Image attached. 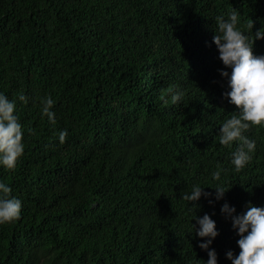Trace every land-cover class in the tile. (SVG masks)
<instances>
[{
	"label": "trees",
	"instance_id": "obj_1",
	"mask_svg": "<svg viewBox=\"0 0 264 264\" xmlns=\"http://www.w3.org/2000/svg\"><path fill=\"white\" fill-rule=\"evenodd\" d=\"M233 10L250 38L264 30V0H0V92L28 98L16 100L24 153L0 168L22 202L0 225V264H204L194 213L215 221L210 247L231 264L239 237L222 204L264 207V127L245 133L256 150L239 172L236 145L217 139L235 106L222 95L214 18ZM173 86L184 98L164 104ZM217 165L224 198L190 208L181 195L193 184L214 194Z\"/></svg>",
	"mask_w": 264,
	"mask_h": 264
},
{
	"label": "clouds",
	"instance_id": "obj_2",
	"mask_svg": "<svg viewBox=\"0 0 264 264\" xmlns=\"http://www.w3.org/2000/svg\"><path fill=\"white\" fill-rule=\"evenodd\" d=\"M215 29L212 43L218 51V59L224 66L219 69V75L226 81L227 91L222 95L230 105L235 106V114L226 119L219 127L218 142L229 148L236 145L231 152L230 163L234 170L239 172L246 167L256 150V141L249 139L245 133L252 127H264V55L253 54V42L264 39V30L258 29L253 34V23L247 25L254 38H250L239 27L238 14L235 10L214 18ZM170 96H161L164 104L176 105L182 102L185 92L179 86L169 89ZM22 103H27L28 98L19 94L16 98ZM16 100H10L0 92V168L14 170L18 160L24 153L22 142L23 132L16 114ZM41 115L46 116L50 124H55V113L51 110L54 101L50 97L41 100ZM67 130L58 134L60 144L65 142ZM222 169L217 165L216 171L211 173L212 180L216 183L207 186L214 189V194L204 191V187L193 184L190 191H185L181 199L186 201L190 208L196 209L201 197L209 199V204L224 198L229 188L221 181ZM12 189L0 181V225L11 223L19 219L22 209L20 199L11 195ZM220 212L226 219H230L232 228L239 239L236 244L238 254L232 250L225 253L226 259L231 264H264V207L248 204L246 211L236 214L234 206L223 203ZM195 236L201 238L198 247L207 253L208 259L204 264H218L217 253L212 249L215 238L219 235L216 223L205 213L203 216L192 217ZM198 226V227H197Z\"/></svg>",
	"mask_w": 264,
	"mask_h": 264
}]
</instances>
